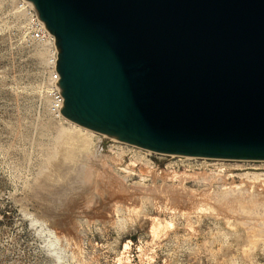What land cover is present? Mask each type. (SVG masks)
I'll return each mask as SVG.
<instances>
[{
  "label": "rangeland",
  "instance_id": "1",
  "mask_svg": "<svg viewBox=\"0 0 264 264\" xmlns=\"http://www.w3.org/2000/svg\"><path fill=\"white\" fill-rule=\"evenodd\" d=\"M45 52L0 0V264H264V160L155 153L55 117Z\"/></svg>",
  "mask_w": 264,
  "mask_h": 264
},
{
  "label": "water",
  "instance_id": "2",
  "mask_svg": "<svg viewBox=\"0 0 264 264\" xmlns=\"http://www.w3.org/2000/svg\"><path fill=\"white\" fill-rule=\"evenodd\" d=\"M60 114L155 153L264 160V0H24Z\"/></svg>",
  "mask_w": 264,
  "mask_h": 264
},
{
  "label": "built area",
  "instance_id": "3",
  "mask_svg": "<svg viewBox=\"0 0 264 264\" xmlns=\"http://www.w3.org/2000/svg\"><path fill=\"white\" fill-rule=\"evenodd\" d=\"M14 10L24 18L25 28L29 34L30 41L45 48L48 68L47 83L49 84L50 92L49 112L55 117H62L60 108L62 107L63 97L55 84L59 75L55 69L57 50L54 44V37L45 28L43 22L37 18L35 10L26 1L14 0Z\"/></svg>",
  "mask_w": 264,
  "mask_h": 264
},
{
  "label": "bare ground",
  "instance_id": "4",
  "mask_svg": "<svg viewBox=\"0 0 264 264\" xmlns=\"http://www.w3.org/2000/svg\"><path fill=\"white\" fill-rule=\"evenodd\" d=\"M13 11V10H12ZM62 118H64V117H62ZM64 120V119H63ZM65 121H67V122H69L70 124L72 123V124H74L73 122H71V121H69V120H67L66 118H65ZM75 125H77V124H75ZM79 126V125H78ZM81 127V126H80ZM83 128V127H82ZM84 130L85 131H91V130H89V129H87V128H84ZM94 132V131H93ZM66 134H67V136H66ZM65 134V136L69 139V141L70 142H73V143H77V144H82V143H84V140L82 139V138H79V136L77 135V133L75 132V131H69V132H67ZM105 136V135H104ZM67 139V140H68ZM112 139H114V138H112ZM116 140V139H115ZM149 151V150H148ZM152 152V151H151ZM55 240L53 239V241H52V239H48V241H47V243H48V248H50V252L51 253H53V254H55L56 253V251H55V242H54ZM56 256H58V254L56 255Z\"/></svg>",
  "mask_w": 264,
  "mask_h": 264
}]
</instances>
